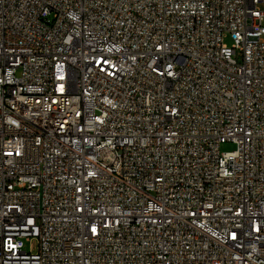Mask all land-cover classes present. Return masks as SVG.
Here are the masks:
<instances>
[{"label":"built area","instance_id":"obj_1","mask_svg":"<svg viewBox=\"0 0 264 264\" xmlns=\"http://www.w3.org/2000/svg\"><path fill=\"white\" fill-rule=\"evenodd\" d=\"M0 264H264V0H0Z\"/></svg>","mask_w":264,"mask_h":264},{"label":"rangeland","instance_id":"obj_2","mask_svg":"<svg viewBox=\"0 0 264 264\" xmlns=\"http://www.w3.org/2000/svg\"><path fill=\"white\" fill-rule=\"evenodd\" d=\"M224 42L227 44V45H231L232 44V40L231 38L226 35L224 37ZM235 148V144L232 143V142H223L222 144H220L219 146V150L221 152H224V151H232L233 149ZM25 249L28 251V250H31V252H35L37 250V241L34 239L32 240L31 242H26L25 243Z\"/></svg>","mask_w":264,"mask_h":264}]
</instances>
